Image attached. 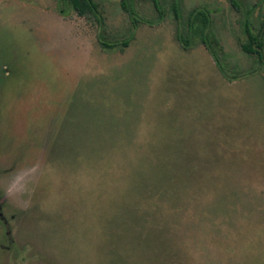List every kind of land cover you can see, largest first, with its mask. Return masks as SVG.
Here are the masks:
<instances>
[{
	"label": "rangeland",
	"instance_id": "rangeland-1",
	"mask_svg": "<svg viewBox=\"0 0 264 264\" xmlns=\"http://www.w3.org/2000/svg\"><path fill=\"white\" fill-rule=\"evenodd\" d=\"M95 1L0 0V264H264V0H180L231 77L172 0Z\"/></svg>",
	"mask_w": 264,
	"mask_h": 264
},
{
	"label": "trees",
	"instance_id": "trees-1",
	"mask_svg": "<svg viewBox=\"0 0 264 264\" xmlns=\"http://www.w3.org/2000/svg\"><path fill=\"white\" fill-rule=\"evenodd\" d=\"M159 11L160 17L163 16L162 10H160V0H149ZM58 11L64 15L70 10L74 11L78 16H92L97 23H102V16L99 11V6L95 0H56ZM236 6V4L233 2ZM122 9L128 14L133 25H136L137 18L133 10V0H121ZM171 8L178 25L176 32V39L183 48L189 47L196 43H201L212 57L216 67L223 76H229L222 66L219 58L218 51L219 46L216 38L210 31V14L209 9L198 7L189 11L186 22H181V9L180 0H172ZM186 25V26H185ZM243 33L245 40L240 43L241 50L246 53L255 56L258 61L263 59V42H264V21L262 28L258 32H254L251 28L249 17L245 18L243 25ZM100 41V40H99ZM100 44L105 48H111L114 44H109L104 41H100Z\"/></svg>",
	"mask_w": 264,
	"mask_h": 264
},
{
	"label": "flooded vegetation",
	"instance_id": "flooded-vegetation-1",
	"mask_svg": "<svg viewBox=\"0 0 264 264\" xmlns=\"http://www.w3.org/2000/svg\"><path fill=\"white\" fill-rule=\"evenodd\" d=\"M2 218V216H0Z\"/></svg>",
	"mask_w": 264,
	"mask_h": 264
}]
</instances>
